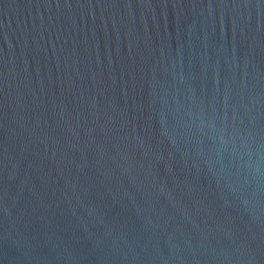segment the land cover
Returning a JSON list of instances; mask_svg holds the SVG:
<instances>
[{"label": "water", "instance_id": "obj_1", "mask_svg": "<svg viewBox=\"0 0 264 264\" xmlns=\"http://www.w3.org/2000/svg\"><path fill=\"white\" fill-rule=\"evenodd\" d=\"M0 264H264V0H0Z\"/></svg>", "mask_w": 264, "mask_h": 264}]
</instances>
